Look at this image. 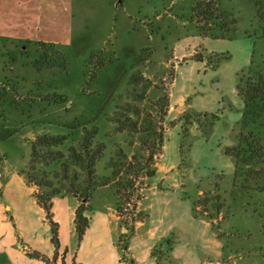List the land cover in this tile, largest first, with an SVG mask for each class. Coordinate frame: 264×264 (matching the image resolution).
<instances>
[{
	"label": "rangeland",
	"instance_id": "rangeland-1",
	"mask_svg": "<svg viewBox=\"0 0 264 264\" xmlns=\"http://www.w3.org/2000/svg\"><path fill=\"white\" fill-rule=\"evenodd\" d=\"M197 1L0 0V264L14 263L15 249L25 251L31 264L37 258L27 250L53 249L52 258L57 250L48 213L22 175L36 137L67 135V150L85 124L96 126L97 139L106 145L97 173L110 175L107 164L119 146L129 158L146 154L148 133L142 130L151 118L165 132L155 174L146 178L143 172L136 181L142 195L137 211L144 218L135 233L121 240L128 230L114 218L111 185L93 192L82 237L75 225L78 198L57 196L50 210L59 228L60 263L107 261L113 249L124 264H132V251L157 263L170 249L173 263L182 264V254L191 249L200 264L202 252L218 253L221 264H264V190L237 174L227 153L238 141L245 110L239 85L263 67L264 0H218L238 24L224 35L216 30V38L203 35L192 20ZM40 42L55 43L54 52L46 53L53 68L35 67L45 48ZM196 54L204 61L195 60ZM137 73L144 80L132 83ZM30 92L57 93L68 102L38 100L22 111L14 98L26 99ZM170 93L177 107L162 119L156 103ZM128 118L138 122L137 129ZM240 166L264 183L263 165L245 159ZM217 196L224 207L215 219L220 225L213 227L194 207L202 198L207 203L200 211L216 215ZM125 211L129 217L135 213L131 204Z\"/></svg>",
	"mask_w": 264,
	"mask_h": 264
},
{
	"label": "trees",
	"instance_id": "trees-1",
	"mask_svg": "<svg viewBox=\"0 0 264 264\" xmlns=\"http://www.w3.org/2000/svg\"><path fill=\"white\" fill-rule=\"evenodd\" d=\"M191 18L196 21L197 27L203 35H210L214 38L217 37L216 30L220 29L222 35L237 30L238 20L235 14L222 10L218 0H198L193 7ZM40 44L42 45L41 47L44 46L45 48H40V50H43V53L40 59L35 62V67L39 71L53 68L54 63L51 62L53 57L46 55V53L50 49L54 52L55 43L40 42ZM148 50L145 49L143 52ZM58 54H60L59 51ZM193 58L204 61V58L200 54L194 55ZM63 61L65 63L62 64V67L66 69V58ZM103 67L104 62L99 63V68ZM96 76V72L92 73L91 79L96 78ZM139 80H144V75L141 73L134 74L131 82L139 83ZM13 88L15 92L18 91L17 87ZM239 90L245 104L242 126L237 136V143L227 148V153L236 161L237 174L241 173L246 176V179L254 180L257 186L264 190V183L259 179L249 177V170H243L242 166H240V161L246 159L249 164L263 165V168L260 170L264 173V131H262L264 123L261 121L264 114V61L260 71L256 75H249L246 81L239 85ZM38 100H47L49 104L51 102L65 104L68 102L67 98L57 93L44 95L30 92L26 99L14 98V104L17 108L24 111ZM23 103L27 107L23 106ZM156 104L161 106L159 109L161 118H165L171 106L170 95H167L165 98L159 97ZM135 114L138 115V113ZM118 120L117 122L120 121ZM126 121L130 122L128 125H132L135 129L139 126L138 122L132 119L128 118ZM143 124H145V130L143 129L142 132L144 134L148 133L143 143L147 151L146 154L141 156L135 153L129 158L124 149L119 146L116 154L110 158L107 164L110 175H99L97 173V163L103 156L106 145L97 139L98 129L96 126L85 124L81 137L78 140L72 138V143L68 146L67 150L62 149L67 141H69L67 135L44 133L33 140L32 152L27 165L22 170V175L25 176L27 183L34 189V195L40 205L48 213L49 222L54 227V241L56 242L57 250L53 258L36 250H27L30 256L40 259L46 264H59V228L58 224L53 221L50 210L52 201L57 196L70 194L78 198L80 204L76 210L75 225L82 237L89 226V218L85 216V210L90 207L93 192L100 187L111 185L114 187L117 197V214L123 227L128 230L122 234L121 240L125 241L129 234L135 233L137 223L144 218L140 209L137 211V206L140 205L142 195L139 194L141 186H136V181L143 172H145L144 176L146 178H151L155 174V162L158 154L162 153L165 132V128L153 122V118L146 119ZM152 134L154 135V139L150 136ZM216 201L218 203V207L215 208L216 215L212 214L207 208H204L202 212L200 211V208L202 206L205 207L207 203L202 198L196 200L194 207L195 215L197 216L200 213L209 218L213 221V227L220 225V220L215 222V219H219V214L224 207L219 204L218 196L215 198ZM129 204L133 205L135 210L134 215L131 217L125 211V206ZM157 260L158 263L165 260L168 264H174L170 249H167L162 256H158ZM62 264H65V260H63ZM132 264H135L134 259H132Z\"/></svg>",
	"mask_w": 264,
	"mask_h": 264
},
{
	"label": "crops",
	"instance_id": "crops-1",
	"mask_svg": "<svg viewBox=\"0 0 264 264\" xmlns=\"http://www.w3.org/2000/svg\"><path fill=\"white\" fill-rule=\"evenodd\" d=\"M43 1L44 0H38V3H41ZM17 2H19V3H25V4H31L32 3V0H17ZM178 61L176 60V62H178ZM172 96L173 95L170 93L171 106H170V108L168 110V113L172 109H176V107H177V105L175 103V100L174 99L172 100ZM182 103H183V101L182 100H179V104H182ZM153 185L154 186H157L158 184L153 183ZM74 197H76V196H74ZM79 204H80V202H79ZM79 204H78V206H79ZM113 215H114V218L115 219H119L120 220V217L118 216L117 211L113 212ZM215 222H217V221H215ZM125 230L126 229L123 228V232H125ZM49 250H52V251L50 252ZM49 250L46 251V255H48L50 257V256H52L53 249H49ZM149 253L150 252H148V254ZM80 254H81V252L78 253V257H79ZM202 254H204V256L206 258L201 262V264H221V262L220 261H217V258H216L218 256V253H217V255H215V254L209 253V252H207V253L202 252ZM72 257H73V254H72ZM131 257H132V259H135V258L137 259V254L132 251ZM180 257H181V255H180ZM15 258H16V260H14V263L11 262L12 264H31L29 262L28 258L26 257L25 251H23L21 249H15ZM120 258H121V254L120 253H117L116 250L113 249V252L111 253V255H110V257H109V259L107 261H99L97 259H94L93 261H91V264H94L93 262H95V260H96V263L95 264H124L121 261ZM182 258L184 259V260L181 261L182 264H200V261L195 257V253L191 249H189L188 252H184L182 254ZM194 258H196L197 260H195ZM137 260H136L135 264H149V263H151V264H168V262L165 261V260H163L161 263H158V262L155 263V261H152L150 259V256L147 255V254L144 257L138 258ZM83 262H84L83 264H86L85 261H83ZM35 263L36 264H46L45 262H43L40 259H36ZM58 263L61 264L59 259H58ZM65 264H69V262H68L67 259L65 261Z\"/></svg>",
	"mask_w": 264,
	"mask_h": 264
}]
</instances>
